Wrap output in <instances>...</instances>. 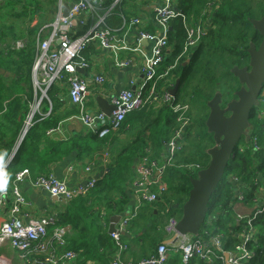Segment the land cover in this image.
I'll return each mask as SVG.
<instances>
[{
  "label": "trees",
  "instance_id": "trees-1",
  "mask_svg": "<svg viewBox=\"0 0 264 264\" xmlns=\"http://www.w3.org/2000/svg\"><path fill=\"white\" fill-rule=\"evenodd\" d=\"M58 3L59 0H0V43L1 41L4 43L8 38L27 40L29 43L26 48L7 52V55L0 50V112H2L0 116V172L14 155L4 172L0 174V183H4L0 185L9 183L12 177L23 170H28L34 177L47 174L50 164L62 161L73 149L77 153H87L91 147L86 143L88 137L95 140L99 138L97 134L89 132L84 134H88L87 136L79 137L72 144L71 141H52L46 133L49 129L56 128L58 121H53L51 117L38 120L35 115V124L28 130L18 147L22 132L32 112V106L39 98V92H35L32 80L35 37L41 27L55 20ZM126 3L127 0H123L122 3L117 0H100V3H96L97 9L91 14L87 24L79 26L74 31V36L78 38L87 34L102 16H106L105 23L108 27H120L123 20L120 16L119 4L125 6ZM177 9L188 18L189 22L204 18L209 23L208 33L201 43L173 71L175 86L180 81L177 94L174 96V103H186L181 100L182 95L190 96V100L202 101L196 107L198 118L195 121L196 124L198 121L202 127L198 131L201 143L195 146L194 155L191 151L182 155L176 159V166L167 171L166 181L169 185V193L166 192L160 201L164 210L165 204L171 202L177 204L178 207L172 212L182 216V207L192 189L191 181L197 178L198 171L208 166L210 157L207 152L215 145H212L213 140L206 126L209 116L208 102L217 93L224 92L229 95L233 68L248 66L249 49L252 46L259 47L261 44L262 37L251 21L264 16V0H179ZM35 21L37 24L33 26ZM172 25L170 51L162 64V69L175 63L183 52L186 41L182 19H175ZM193 81L197 84L192 86L191 91H188ZM201 84L203 89H200ZM55 86L49 90V98ZM199 95L201 96L197 98ZM200 110L202 112H199ZM260 110L256 107L251 112L246 135L241 139L230 161L223 182L210 200L207 219L202 226L200 236L205 232L215 231L226 234L229 229L241 230L240 223L229 221L233 213L232 204L239 199V196H243L244 202L251 205L257 198L260 188L263 187L260 175L264 176V120L259 117ZM169 111L172 115L168 114L170 118L165 120L167 129L162 133L165 134L158 137L161 140L170 135L166 142L171 140L173 131L179 125L177 115L171 109ZM167 116L158 115V120L167 119ZM146 117L148 116L145 112L136 116L131 113L122 127L129 121H142ZM170 121L171 126H169ZM190 128L189 126L185 132L184 141L194 146L193 142L187 139ZM201 138L205 140L202 141ZM255 139L260 147L257 151L253 146ZM142 142L143 140H140L138 143ZM43 143L47 146L41 149ZM202 143L208 146L203 147ZM185 149L186 147L183 153ZM137 150L138 147L134 146L127 149L126 153L118 154V159L114 165L109 167L106 177L102 181L98 180L90 195L67 204L66 210L60 214L57 226L72 228L74 234L67 236L68 248L78 253V263H86L89 260H99L104 263L108 262L113 255L115 244L108 230L101 223L99 210L102 207L109 208L119 203L120 208L117 212L121 213L127 208L128 201L131 202L132 193H127L125 188L134 177L132 168L138 158ZM200 156L204 158L202 162L194 158H200ZM181 165L193 168H179ZM196 166L199 168L197 169ZM95 200H99L104 205L99 209L98 204L94 203ZM150 214L153 222L155 212L150 211ZM162 225L164 226L165 223ZM105 226H108L107 220ZM254 226L258 229L259 235L255 242L257 254L252 264H264V214L254 221ZM162 230L165 232L163 227ZM154 231L157 232L156 228ZM162 242L157 245L159 246Z\"/></svg>",
  "mask_w": 264,
  "mask_h": 264
},
{
  "label": "built area",
  "instance_id": "built-area-1",
  "mask_svg": "<svg viewBox=\"0 0 264 264\" xmlns=\"http://www.w3.org/2000/svg\"><path fill=\"white\" fill-rule=\"evenodd\" d=\"M162 1L163 5L155 10L153 16V21L159 28L157 33L147 31L141 17L130 20L128 32L136 33L135 43H132L126 35L121 36L117 30L108 27L105 19L101 17L87 34L76 38L74 31L87 24V18L96 11V3H100V0H75L68 17H64V3L60 0L55 20L41 27L35 37V61L32 70L35 92H39L43 98H48L51 87L66 84L71 103L79 111L76 118L84 126L85 132L95 133L102 139L118 133L129 114L145 107L157 108L164 105L170 107L177 115L179 125L173 131L171 140L164 143L166 150L155 158L152 148L147 146L145 156L138 164L133 179L125 188L127 193H132L135 206L131 212L121 217L116 224V232L110 235L115 244V252L105 264H171L174 258H180L181 264H193L196 260L202 264H252L257 254L255 242L259 235L254 221L264 214V204L253 214L242 217L243 221L239 222L242 225L241 230L229 229L226 234L205 232L199 237L180 234L177 226L182 216L172 212L175 210L173 206L165 204L168 221L164 231L167 241L174 238L176 240L169 244H160L153 255L139 261L124 258V254L129 250L124 236L130 233V228L138 219L143 207L162 201V197L169 190L164 174L176 166L177 154L187 146L184 135L191 125L190 108L187 104L174 103L171 93L175 86L173 71L185 57L191 55L209 30V23L204 18L189 22L176 8V0ZM177 18H181L184 23V49L173 65L162 69L170 51L171 24ZM94 41L98 42L102 50L113 54L114 65L118 68L127 67L131 63L129 58L121 59L122 53H135L143 60L142 85L138 89L123 90L112 96L108 101L114 107L110 115L102 110L88 109L90 84L103 87L107 80L100 73L94 74L91 80L84 79L81 74V71L92 67L84 54ZM144 41L152 44L151 54L146 52ZM28 45L27 40H21L11 50L19 51ZM39 105L37 102L33 110L38 109ZM1 114L2 112L0 116ZM32 117L33 114L29 116L24 131L28 132L32 127ZM57 129L48 131L47 135L50 136ZM253 146L255 151L260 149L256 139ZM107 157L106 154L105 159ZM179 168L189 167L181 165ZM90 170L87 168V171ZM108 171L109 169L105 174ZM26 179L35 189L65 201L66 205L78 198L89 196L98 182L97 178H91L86 184L71 187L66 180L58 179L52 173L31 178L30 172L23 170L9 183L0 185V218L4 219L0 223V264H10L6 251L15 253L22 264H80L78 253L68 248L67 236L71 227L57 226L60 216L58 211L50 209L40 218L24 221L23 216L28 215L31 207L21 187ZM238 198L244 201L243 196ZM254 201L260 202L257 198ZM106 216V211H102L103 225ZM82 264L100 263L87 261Z\"/></svg>",
  "mask_w": 264,
  "mask_h": 264
},
{
  "label": "crops",
  "instance_id": "crops-1",
  "mask_svg": "<svg viewBox=\"0 0 264 264\" xmlns=\"http://www.w3.org/2000/svg\"><path fill=\"white\" fill-rule=\"evenodd\" d=\"M74 1L75 0H62L64 4H72ZM117 1H120V3H122L123 0ZM178 4L179 0H176V8ZM162 5V0H127L125 6L119 4V7L121 8L120 16L123 20V24H121L120 27H111L112 29L117 30L120 33L119 35H126L130 42L135 43L136 33L134 31L128 32L130 20L134 17H141L145 22L147 31L151 33H157L159 28L154 23L153 16L155 10ZM101 18L105 19L106 16H102ZM89 19L90 17H88L86 21L88 22ZM97 23L98 21L95 25H97ZM172 26L173 25L171 24L170 32L173 30ZM143 46L146 52L148 54H151L152 44L146 42L143 44ZM84 56H86V58L90 60L92 67L90 69H87L86 71H81L83 78L91 80L94 74L100 73L103 74L107 79L106 84L103 87H98L93 83L90 84L88 109L94 111L101 110L98 103L99 98L110 101L111 97L117 95L119 92L127 89H138L142 85L143 60L138 54L122 53L121 59L129 58L131 63L127 67L118 68L114 65L113 54L109 51L102 50L99 47L98 42L94 41L85 51ZM262 92L263 95L261 94L262 98L260 97L259 99L260 105L258 106V108L261 109L259 117L264 120V89ZM37 102H39L40 105L38 109L34 108L33 110V106ZM37 102L32 106L31 114H33V125L35 124V115L38 117V120H44L48 117H51L53 121H58V126L56 127L58 129L50 136H48L47 133L52 129H49L46 133L47 137L52 141H71L72 144L74 141L79 139V137L88 135H84L86 133L85 128L82 123L76 118L79 111L71 103L68 87L66 84L56 85L51 91L50 98H43L39 93ZM165 108L168 107H165L164 105H160L157 108L145 107L138 112L132 113L133 116H136L141 115L145 112L148 117H146L142 121H129L128 123L123 125V127H121L118 133L112 134L107 138H98L95 140L88 137L86 139V143L91 147L89 148V151L87 153H77L73 149L67 156L64 157L62 161L50 164L47 172L54 174L58 179L66 180L71 187L79 184H86L91 178H97L98 180L101 179L102 181L106 177L105 173L107 169H109L110 166L114 165L115 161L118 159V154L126 153L127 149L136 146L138 147V158L136 159L134 167L132 168V172L134 175L142 157L145 156L147 146H150L152 148L153 157L155 158L159 157V155L166 150L163 142L166 143V141L169 140L170 135L161 140L158 139V137L165 134H162L167 129L165 120H169L170 117L167 115L171 114V112L169 111L170 109L168 108V110ZM149 115L151 117H149ZM158 115H160V117L167 116V119H163L162 121H160L158 120ZM169 126H171V121L169 122ZM140 140H143V142L138 143ZM46 146L47 145L43 143L41 145V149H44ZM106 154L108 155L107 159H105ZM185 154L186 151L184 153L183 150L180 151L177 154L176 159H179L180 157H182V155ZM87 168H90L91 170L87 171ZM167 177L168 172L164 174V179L166 180ZM13 178L14 177H12V180ZM31 178L36 177H34V175H31ZM260 180L263 184V187L260 188L259 194L257 196V200H259L260 202L256 203L254 201L251 205H247L244 201L240 200V198L237 199L236 202L232 204L233 213L230 217L231 219H229V221L232 220L230 223H232L233 221L235 223L243 221L242 217L253 214L260 205L264 204L263 175H260ZM21 187L23 194L31 204L28 215L23 216L24 221L27 222L29 218H40L50 209H54L60 214L66 210V204L62 202L55 203L53 198L47 192L35 189L28 179H26V181L22 183ZM94 203L98 204L99 209L104 205L103 203H100L99 200H95ZM170 205L173 206V208L178 207L174 202H171ZM134 206L135 203L132 198L131 202L128 201L127 208L124 209V212H121L122 214L117 212L120 208L119 203L112 205L109 208L102 207L99 210V217L101 220L102 211H106V220L108 221V226H105L103 224L102 225L106 227L107 230H109L111 217L126 215L128 212H131L134 209ZM162 207L163 204L158 202L151 205H146L142 208L140 216L130 228V233L124 236V240L129 245V250L124 254V258L126 260L139 261L144 257L152 255V251L155 248L157 249V244L159 242H168L167 234L162 230V227L164 228L168 221V215L165 214V210L162 209ZM150 211L155 212L153 222L152 218H150ZM3 220V218H0V223L3 222ZM163 223H165L164 226L162 225ZM155 228L157 232L154 231ZM72 233L74 234L71 228L69 235H71ZM6 252L7 254H11L12 258H14L16 255L15 253L14 255L12 252ZM89 261H95L100 264H104L107 262L106 261L103 263L99 260ZM10 264H14V262L10 261ZM171 264H181V259L174 258ZM193 264H202V262L196 260L193 262Z\"/></svg>",
  "mask_w": 264,
  "mask_h": 264
},
{
  "label": "water",
  "instance_id": "water-1",
  "mask_svg": "<svg viewBox=\"0 0 264 264\" xmlns=\"http://www.w3.org/2000/svg\"><path fill=\"white\" fill-rule=\"evenodd\" d=\"M72 5H63L64 17L69 16ZM251 23L262 37V42L259 47L252 46L249 49L248 67H236L232 70L233 75L244 85L237 92V99L227 103L226 107L223 108L222 96L218 95L209 104L210 114L206 126L208 131L213 134L216 146L208 150L210 157L208 166L199 171L197 178L191 181L192 189L182 207V217L177 226L178 232L182 235L200 236L202 226L207 219L210 200L223 182L230 161L233 159L241 139L246 135L252 110L260 105L259 99L264 89V16L261 19L252 20ZM179 83L180 81L171 91L173 96L177 94ZM98 103L101 110L107 115H110L114 110V107L105 99L99 98ZM26 134L27 131H24L18 147ZM12 158L0 174L4 172ZM53 200L55 203L66 204L65 201H60L57 198H53ZM121 217H111L108 230L110 235L116 232V224ZM175 240L176 238L166 243L169 244Z\"/></svg>",
  "mask_w": 264,
  "mask_h": 264
},
{
  "label": "rangeland",
  "instance_id": "rangeland-1",
  "mask_svg": "<svg viewBox=\"0 0 264 264\" xmlns=\"http://www.w3.org/2000/svg\"><path fill=\"white\" fill-rule=\"evenodd\" d=\"M37 24V21H35V23L33 24V26L34 25H36ZM1 31V30H0ZM30 39H32V38H30ZM18 41H20V40H15V39H11V38H8L4 43L1 41V43H0V50H3L4 51V53L7 55V52H10V51H12L11 50V48L16 44V43H18ZM203 67H205V65H203ZM231 77V81H232V87L229 89V92H233V95H230V96H228V95H226L224 92H221L222 94H223V96L225 97V99H227L226 101H225V103H228V102H230V101H233V99H235V92H237L241 87H244L243 85H241V84H239V83H237V81H236V79L233 77V76H230ZM197 84V82L196 81H193L192 82V84H191V87L188 89V91H191L192 90V86H195ZM203 87H205V86H203ZM200 89H203L202 88V84H201V86H200ZM263 93V92H262ZM263 95V94H262ZM201 95H199V96H197V98L198 97H200ZM262 98V97H261ZM181 100H183V102H186V103H182V102H180V103H182V104H189L190 106H189V108L191 107V117H192V123H191V125H190V129H189V133H188V135H187V139L190 141H192L193 142V144H194V146H190V144H188V142H187V146H186V154L189 152V151H191L192 153H193V155H194V151H196V145H198V144H200L201 142H200V140H199V138H198V131H199V129L201 128L202 129V127L200 126V124H199V122L197 121V124H196V120H197V118H198V112H197V110H196V107H197V105H200V103L202 102L201 100H190V96H188V95H182L181 96ZM262 101V100H261ZM203 110V109H202ZM202 110H200L199 112H202ZM204 112H206V111H204ZM207 113H209V110L207 111ZM209 132V131H208ZM23 133H24V131L22 132V135H23ZM209 135L212 137V140H213V142H212V145L213 144H215L214 145V147L216 146V141H215V139H214V137H213V134H211L210 132H209ZM22 137V136H21ZM201 140L203 141V140H205V139H202L201 138ZM205 145H207L206 143H202V146L204 147ZM208 146V145H207ZM208 153V152H207ZM195 159H197L198 158V160L199 161H203L204 160V158H202L201 156H200V158L199 157H194ZM206 159V158H205ZM210 162V161H209ZM190 169H192V167L190 166L189 167ZM193 171H196L195 169H193ZM199 173V171L197 172V174ZM8 252H12V251H8ZM15 255V254H14ZM7 257L10 259V261L11 262H14V264H22V262H20L19 260H18V258L16 257V255H15V257L14 258H12V255L11 254H7Z\"/></svg>",
  "mask_w": 264,
  "mask_h": 264
},
{
  "label": "flooded vegetation",
  "instance_id": "flooded-vegetation-1",
  "mask_svg": "<svg viewBox=\"0 0 264 264\" xmlns=\"http://www.w3.org/2000/svg\"><path fill=\"white\" fill-rule=\"evenodd\" d=\"M248 66H249V63H248ZM248 66H245V67H248ZM245 67H239V68H245ZM236 68V67H235ZM234 69V68H233ZM233 73V72H232ZM233 77L236 79V81H237V83H239V84H241L240 83V81L233 75ZM231 84H232V81H231ZM241 85H243V84H241ZM244 86V85H243ZM242 88V87H241ZM241 88L238 90V91H240L241 90ZM237 91V92H238ZM237 92H235L234 94H235V99H233V100H236L237 99ZM228 96H230L231 95V92H228ZM218 95H221L222 96V107L223 108H225L226 107V104L227 103H225V101L227 100V99H225V97L223 96V94L222 93H217V94H215L214 95V97L208 102V108H209V114H210V107H209V104L218 96ZM233 95V94H232ZM231 102V101H230ZM229 103V102H228Z\"/></svg>",
  "mask_w": 264,
  "mask_h": 264
}]
</instances>
